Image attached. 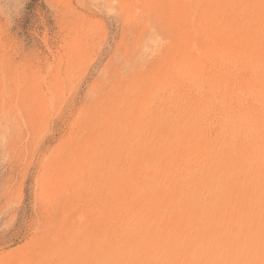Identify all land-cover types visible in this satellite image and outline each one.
I'll list each match as a JSON object with an SVG mask.
<instances>
[{
    "label": "bare ground",
    "instance_id": "obj_1",
    "mask_svg": "<svg viewBox=\"0 0 264 264\" xmlns=\"http://www.w3.org/2000/svg\"><path fill=\"white\" fill-rule=\"evenodd\" d=\"M235 4L231 14L224 2L216 28L204 23L192 27L190 41L181 47L186 51L183 58L180 53L172 58L174 66L185 71L154 79L148 72L133 84L124 83L122 70L115 68L108 91H101L93 104L88 102L78 124L73 123L72 132L76 124L78 130L67 137V149L63 152L60 144L52 150L48 194L43 196L52 210L43 215L41 240L30 244H36L35 252L26 251L24 242L0 255V264H71L74 251L93 244V233L99 234L95 245H100L101 264H259L264 250V0H235ZM196 19L195 15L193 23ZM164 86L170 92L173 88L180 100L176 122L165 130L159 155L153 151L148 166L132 173L131 191L117 192L116 206L106 210L92 233L91 223H83L85 213L72 211L71 198V189L80 191L81 180L94 170L90 157L79 153L91 145L86 132L93 133L96 117L101 119L99 127L105 122L115 125L119 113L149 105ZM101 135V147H107L108 135Z\"/></svg>",
    "mask_w": 264,
    "mask_h": 264
},
{
    "label": "rangeland",
    "instance_id": "obj_2",
    "mask_svg": "<svg viewBox=\"0 0 264 264\" xmlns=\"http://www.w3.org/2000/svg\"><path fill=\"white\" fill-rule=\"evenodd\" d=\"M14 2L0 0V255L24 242L26 251L35 252L36 244L31 245L36 239L41 240L44 233L43 215L52 210L45 198L51 157L55 155L52 150L63 138L68 141L67 137L75 134L78 118L82 117L79 113L88 102L93 104L98 100L101 91H108L116 76L115 68L122 70L124 83L133 84L140 83L141 76L151 71L148 76L153 79L163 78L171 71H185L183 66L175 67L172 58L176 53L183 58L182 53H186L183 48L192 37V27L204 23L216 28L224 2L231 14L236 5L235 0H24L23 14L15 16L13 9L5 8ZM189 2H193V6ZM193 15L198 16L195 23ZM9 17H12L11 22ZM56 74L63 76V83H59L62 78H57ZM38 80L42 88L35 87L39 85ZM170 90L164 86V92H158V96L153 97L155 101L152 98L145 108L140 106L130 114L119 113L113 119L115 125L105 122L99 127L101 119L96 117L93 133L86 132L85 139H90L91 145L79 153L90 157L94 170L92 176L89 174L81 180L84 188L77 193L71 189V198L72 211L75 215L85 213L83 223H91L92 233L95 224L103 222L106 210L116 206L117 192L131 191L132 173L148 166L152 152L157 154L159 150L165 130L176 122L173 119L180 100L172 94L174 89ZM75 122L77 130L72 132ZM104 133L108 135L107 147H101ZM67 145L69 143L62 146L63 152ZM38 178L43 199L39 204L36 201ZM18 186H22L24 192L20 203L13 196ZM9 213L13 215L8 216ZM13 217L14 222L9 223ZM93 234V244L87 246V250L74 251L71 264H101L100 245H95L99 234Z\"/></svg>",
    "mask_w": 264,
    "mask_h": 264
},
{
    "label": "snow or ice",
    "instance_id": "obj_3",
    "mask_svg": "<svg viewBox=\"0 0 264 264\" xmlns=\"http://www.w3.org/2000/svg\"><path fill=\"white\" fill-rule=\"evenodd\" d=\"M6 9H13L15 16H20L23 14L24 8H25V2L24 0H15V2L11 5H6L5 6ZM261 8L264 9V4L261 5ZM12 17H9V22H11ZM68 143V141L66 140H62L61 142V146H63L64 144ZM19 185V182H18ZM14 199L17 203H20L21 201H23L24 198V192H23V188L22 186H18L15 189V192L13 194ZM42 199V193H41V187H40V180L38 178L37 180V186H36V201L37 204L40 203ZM12 213H9L8 216H12ZM8 216L5 217L6 220H8ZM14 222V217H13V221H9V223ZM8 225L6 224V227ZM210 264H239V262H234V261H221V262H210ZM243 264H255L254 261H245L243 262ZM259 264H264V250H262L261 253V259L259 261Z\"/></svg>",
    "mask_w": 264,
    "mask_h": 264
}]
</instances>
